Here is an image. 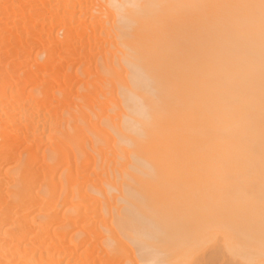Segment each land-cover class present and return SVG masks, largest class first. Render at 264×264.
I'll return each mask as SVG.
<instances>
[{
	"label": "bare ground",
	"instance_id": "bare-ground-1",
	"mask_svg": "<svg viewBox=\"0 0 264 264\" xmlns=\"http://www.w3.org/2000/svg\"><path fill=\"white\" fill-rule=\"evenodd\" d=\"M260 0H0V264H261Z\"/></svg>",
	"mask_w": 264,
	"mask_h": 264
},
{
	"label": "snow or ice",
	"instance_id": "snow-or-ice-1",
	"mask_svg": "<svg viewBox=\"0 0 264 264\" xmlns=\"http://www.w3.org/2000/svg\"><path fill=\"white\" fill-rule=\"evenodd\" d=\"M260 23H261V113H262V159H261V238L264 242V0H260ZM153 264H171L169 261L153 262ZM183 264H196L195 260L185 261ZM264 264V260L261 261Z\"/></svg>",
	"mask_w": 264,
	"mask_h": 264
}]
</instances>
